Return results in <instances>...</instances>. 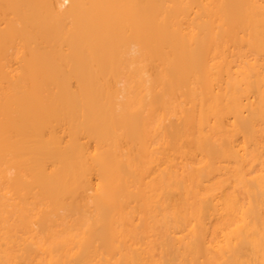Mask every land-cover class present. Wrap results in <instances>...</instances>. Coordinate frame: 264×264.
I'll return each mask as SVG.
<instances>
[{
    "label": "bare ground",
    "instance_id": "6f19581e",
    "mask_svg": "<svg viewBox=\"0 0 264 264\" xmlns=\"http://www.w3.org/2000/svg\"><path fill=\"white\" fill-rule=\"evenodd\" d=\"M0 264H264V0H0Z\"/></svg>",
    "mask_w": 264,
    "mask_h": 264
}]
</instances>
